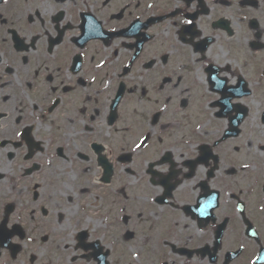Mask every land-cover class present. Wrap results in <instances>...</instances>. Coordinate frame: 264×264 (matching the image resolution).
<instances>
[{
  "label": "flooded vegetation",
  "instance_id": "obj_1",
  "mask_svg": "<svg viewBox=\"0 0 264 264\" xmlns=\"http://www.w3.org/2000/svg\"><path fill=\"white\" fill-rule=\"evenodd\" d=\"M0 264H264V0H0Z\"/></svg>",
  "mask_w": 264,
  "mask_h": 264
},
{
  "label": "snow or ice",
  "instance_id": "obj_2",
  "mask_svg": "<svg viewBox=\"0 0 264 264\" xmlns=\"http://www.w3.org/2000/svg\"><path fill=\"white\" fill-rule=\"evenodd\" d=\"M189 23H191V21H189ZM137 147H140V145L138 144Z\"/></svg>",
  "mask_w": 264,
  "mask_h": 264
},
{
  "label": "rangeland",
  "instance_id": "obj_3",
  "mask_svg": "<svg viewBox=\"0 0 264 264\" xmlns=\"http://www.w3.org/2000/svg\"><path fill=\"white\" fill-rule=\"evenodd\" d=\"M97 196H100V193H97Z\"/></svg>",
  "mask_w": 264,
  "mask_h": 264
}]
</instances>
